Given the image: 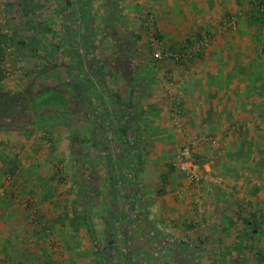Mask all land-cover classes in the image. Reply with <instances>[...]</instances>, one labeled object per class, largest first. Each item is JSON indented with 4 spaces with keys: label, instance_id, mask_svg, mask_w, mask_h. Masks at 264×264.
I'll list each match as a JSON object with an SVG mask.
<instances>
[{
    "label": "rangeland",
    "instance_id": "374dc122",
    "mask_svg": "<svg viewBox=\"0 0 264 264\" xmlns=\"http://www.w3.org/2000/svg\"><path fill=\"white\" fill-rule=\"evenodd\" d=\"M0 264H264V0H0Z\"/></svg>",
    "mask_w": 264,
    "mask_h": 264
},
{
    "label": "crops",
    "instance_id": "0c3cea01",
    "mask_svg": "<svg viewBox=\"0 0 264 264\" xmlns=\"http://www.w3.org/2000/svg\"><path fill=\"white\" fill-rule=\"evenodd\" d=\"M203 76L200 74L198 76V79H200V82H201V78ZM197 79V76H196V80ZM195 82V81H194ZM181 88V98H182V102L185 103V107L190 109L191 107L192 108H196L197 106V110L199 113H201V109H200V103L202 101H205L207 99H210V101L212 102H215L216 100H218V97L215 98V93H218V89L217 87L215 86H208V85H205L203 82L199 85L195 82V84H192V86H188L185 84V81H182V86H180ZM222 89V88H221ZM223 90V89H222ZM224 91H226V89L224 88ZM212 94L211 96H207L206 94ZM191 94H194V95H191ZM193 98V99H192ZM219 102V101H217ZM198 103V105H197ZM216 104V102H215ZM212 106L211 104L209 105V109H207L205 111V114H204V117L202 116L201 119H208L210 117V113L209 111L211 110ZM214 112H216V110L214 109ZM200 119V120H201ZM237 120V119H235ZM207 121V120H206Z\"/></svg>",
    "mask_w": 264,
    "mask_h": 264
},
{
    "label": "built area",
    "instance_id": "2783aa9c",
    "mask_svg": "<svg viewBox=\"0 0 264 264\" xmlns=\"http://www.w3.org/2000/svg\"><path fill=\"white\" fill-rule=\"evenodd\" d=\"M156 57H161L160 53H156ZM170 57L179 60L181 58V55L172 53L170 54ZM174 166L191 182L197 183L203 177L200 173L199 164H197L192 158V153L189 146H185L178 152L174 162Z\"/></svg>",
    "mask_w": 264,
    "mask_h": 264
},
{
    "label": "trees",
    "instance_id": "16d2710c",
    "mask_svg": "<svg viewBox=\"0 0 264 264\" xmlns=\"http://www.w3.org/2000/svg\"><path fill=\"white\" fill-rule=\"evenodd\" d=\"M20 43V42H19ZM22 44H24V42H21Z\"/></svg>",
    "mask_w": 264,
    "mask_h": 264
}]
</instances>
